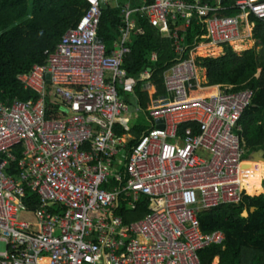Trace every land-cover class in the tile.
I'll return each instance as SVG.
<instances>
[{"label":"built area","instance_id":"2783aa9c","mask_svg":"<svg viewBox=\"0 0 264 264\" xmlns=\"http://www.w3.org/2000/svg\"><path fill=\"white\" fill-rule=\"evenodd\" d=\"M86 1L45 65L19 76L37 99L0 98V264H200L201 250L225 241L221 231L203 232L200 214L238 204L245 191L239 120L253 92L201 81L196 54L232 48L249 16L264 21V0H234L235 16L221 14V0L118 4L109 52L98 36L101 0ZM138 19L170 40L176 57L166 95L147 111L118 92ZM195 22L203 32L189 45ZM138 114L150 123L139 138L131 132ZM142 199L149 212L126 224L121 210Z\"/></svg>","mask_w":264,"mask_h":264},{"label":"trees","instance_id":"16d2710c","mask_svg":"<svg viewBox=\"0 0 264 264\" xmlns=\"http://www.w3.org/2000/svg\"><path fill=\"white\" fill-rule=\"evenodd\" d=\"M128 1L132 7L143 2ZM206 1L216 5L219 0ZM147 2L153 3L154 0ZM234 3V0H222V6L227 9L221 14L238 15L237 9L231 8ZM88 9L86 0H0L1 99H37L35 93L23 88L19 76L29 73L35 66H44L47 59L45 52L53 51L63 35L77 25ZM120 11V6L111 8L109 5L108 10L102 11L98 36L104 40L107 52L118 39ZM248 21L255 47L238 54L225 45L223 56L197 58L196 66L206 72L209 86L222 84L230 86L231 90L253 92L251 102L239 120L240 144L251 152L248 158H244L251 160L253 153L264 152V21L252 15ZM202 32V27L195 22L187 34V43L192 45L195 37ZM159 36L158 29L151 27L146 20L138 19V32L123 62L126 81L137 80L133 93L145 111L150 108L152 100L166 95L164 74L176 63L172 42ZM152 54L157 60L151 61ZM148 70L150 78H144L143 73ZM146 82L152 85L147 92L143 90ZM132 125L131 132L137 138L149 127L136 123ZM188 125L190 123H184L181 127ZM116 130L125 134L120 127ZM241 174L245 189L241 202L221 205L200 214L203 232L221 231L225 234L222 244L200 251V264H264V162H251ZM148 212L145 199L134 208L121 210L126 224L141 219Z\"/></svg>","mask_w":264,"mask_h":264},{"label":"rangeland","instance_id":"374dc122","mask_svg":"<svg viewBox=\"0 0 264 264\" xmlns=\"http://www.w3.org/2000/svg\"><path fill=\"white\" fill-rule=\"evenodd\" d=\"M107 2H108V5L111 8H115L118 4H120L121 0H107ZM250 32H251V29L250 28H248V29H246V28L245 29H242V31H241V38L239 40H237L232 45V48H233V50L236 53L240 54V53H243L244 51L250 50L253 47H255L256 42L251 39ZM223 53H222V51H221L220 48H212V49H210L208 51L197 52L196 58H203V59L204 58H219V57L223 56ZM199 76H200V80L201 81H205V79H206V72L203 71V70H200ZM130 82H131V80L128 81L124 85L123 89L119 93L122 98H125L128 101H132V98H133L132 92H131V87L129 86V83ZM130 117H134V116L133 115H130ZM135 122L138 125L150 126V123L148 121L144 120L143 114H138V116L136 117V119L135 118H132L131 124H133ZM250 154H251V152H247L245 158H248ZM256 163H263V162H256ZM262 187L264 188L263 185H262ZM262 195H264V194H262ZM243 213H246V212L244 211ZM216 262H217V260L215 259L214 260V263H216Z\"/></svg>","mask_w":264,"mask_h":264},{"label":"water","instance_id":"95a60500","mask_svg":"<svg viewBox=\"0 0 264 264\" xmlns=\"http://www.w3.org/2000/svg\"><path fill=\"white\" fill-rule=\"evenodd\" d=\"M222 1V0H221ZM101 8L103 11L108 10V6L105 4V0H101ZM100 43L103 42L104 40L102 38H99ZM160 127H162L160 125ZM256 163V162H264V152L263 151H259L257 153H253L251 155V160L245 162L242 167L243 168H247L249 166L250 163ZM253 209V208H252Z\"/></svg>","mask_w":264,"mask_h":264},{"label":"crops","instance_id":"0c3cea01","mask_svg":"<svg viewBox=\"0 0 264 264\" xmlns=\"http://www.w3.org/2000/svg\"><path fill=\"white\" fill-rule=\"evenodd\" d=\"M120 3H124L123 5H125V4H130V2H129L128 0H121ZM119 5H120V4H119ZM130 5H131V4H130ZM117 6H118V5H117ZM117 6H116V7H117ZM248 28H249V27H248ZM248 28H247V29H248ZM250 28H251V27H250ZM250 35H251V32H250ZM201 48H202V47H201ZM221 51H222V53L224 52L223 49H221ZM150 59H151V58H150ZM151 61H152V60H151ZM146 72L148 73L149 70L146 71ZM144 73H145V72H144ZM136 81H137V80H136ZM126 82H128V81H126ZM134 83H135V81H133V82L131 81V82L129 83V85H131L132 96H135L134 93H133V84H134ZM135 85H136V84H135ZM135 85H134V86H135ZM121 90H122V89H121ZM135 97H137V96H135ZM123 99H125V98H123ZM125 100H126V99H125Z\"/></svg>","mask_w":264,"mask_h":264},{"label":"bare ground","instance_id":"6f19581e","mask_svg":"<svg viewBox=\"0 0 264 264\" xmlns=\"http://www.w3.org/2000/svg\"><path fill=\"white\" fill-rule=\"evenodd\" d=\"M204 49H205L204 47L200 48V49H199V52H204V51H202V50H204ZM241 180H242V178H241Z\"/></svg>","mask_w":264,"mask_h":264},{"label":"clouds","instance_id":"9594fccd","mask_svg":"<svg viewBox=\"0 0 264 264\" xmlns=\"http://www.w3.org/2000/svg\"><path fill=\"white\" fill-rule=\"evenodd\" d=\"M224 49V48H223ZM224 51V50H223Z\"/></svg>","mask_w":264,"mask_h":264}]
</instances>
